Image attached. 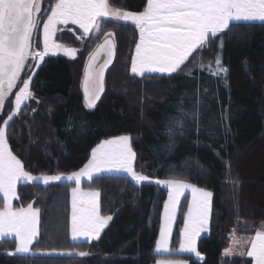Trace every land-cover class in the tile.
I'll use <instances>...</instances> for the list:
<instances>
[{
  "label": "trees",
  "instance_id": "1",
  "mask_svg": "<svg viewBox=\"0 0 264 264\" xmlns=\"http://www.w3.org/2000/svg\"><path fill=\"white\" fill-rule=\"evenodd\" d=\"M54 3L45 0L44 18ZM110 3L133 12L146 6V0ZM103 26L115 33L117 55L101 102L88 110L82 93L87 57L100 39H77L82 30L68 25L59 31L57 40L78 49V55L75 59L48 57L36 71L30 86L36 100L23 105L8 128L11 150L33 174H66L81 169L98 143L130 135L136 171L156 180L189 181L213 193L210 233L198 245L202 258L155 253L166 189L153 183L135 185L127 176L102 175L83 182L84 188L101 192V214L113 217L99 240L71 239L72 183H21L15 203L19 207L31 202L40 209L35 252L83 251L89 256L8 255L17 243L5 239L0 241V264H153L160 257L184 259L189 264H254L250 257L223 253L233 234L249 238L264 226V22H234L220 34L226 80L197 70L192 58L179 74L133 75L131 59L139 42L138 29L111 22ZM194 56L207 66L217 56L216 43ZM190 69L191 78L184 75ZM196 99L201 101L199 133L195 123L186 120V129L192 130L170 139L166 134L169 118L177 116L180 107L192 109ZM184 213L185 202L174 248Z\"/></svg>",
  "mask_w": 264,
  "mask_h": 264
},
{
  "label": "snow or ice",
  "instance_id": "2",
  "mask_svg": "<svg viewBox=\"0 0 264 264\" xmlns=\"http://www.w3.org/2000/svg\"><path fill=\"white\" fill-rule=\"evenodd\" d=\"M40 3L41 0H0V110L13 89L20 85L14 97V109L0 126V241L13 238L17 243L15 252L8 255L30 253V246L39 232L40 209L34 208L31 202L26 207L13 206V201L19 199V183L40 182L49 185L62 180L74 182L75 186L71 187V238L74 241L83 238L85 242H90L100 239L113 217L101 214V192L91 188L84 191L80 187L82 179L91 182L105 173H124L135 185L152 182L149 176L135 170L136 153L131 146V138L126 135L98 143L91 150L88 162L79 171L68 175H33L25 170L24 163L11 150L8 136L10 122L21 112L22 105L36 100L30 85L40 64L46 56L55 55L61 50L65 56L76 58L78 49L55 42L58 26H78L82 30L77 37L80 40L89 37V34H96L97 38L104 35L103 43L96 45L95 51L88 55L83 74V104L91 110L104 92L105 71L112 64L115 53V33H103L102 21L131 24L138 29L139 42L135 44V55L131 59L133 75L179 74L192 58L197 70L207 71L209 75L225 80L228 69L222 63L223 39L220 34L229 30L232 22L264 21V0H146V6L138 13L112 7L110 0H55L42 25L43 50L37 51L32 41L34 33L40 28ZM212 43H216L217 56L205 66L194 54L210 50ZM102 53L104 58L100 59ZM29 61H32L31 65ZM26 65H29L27 71ZM22 73L26 78L21 79ZM184 75L193 77V70L184 72ZM193 104L194 107L189 110L178 108V115L169 118L171 126L166 128V134L170 139L175 134L183 135L184 131L192 130L186 129V120L193 121L194 130L199 133L201 101L196 99ZM155 183L169 189L168 200L163 206L164 226L160 228L159 240L155 245L156 254L170 252L172 224L180 199L185 190L191 189L192 201L180 233L179 252L201 257L197 241L202 233L209 231L213 193L176 178L157 179ZM232 241L248 249L239 255L250 257L254 264H264V226L243 243L234 236ZM233 251L232 247L226 248L224 255L229 256ZM66 254L89 256L88 252L83 251ZM159 264L185 262L161 260Z\"/></svg>",
  "mask_w": 264,
  "mask_h": 264
},
{
  "label": "rangeland",
  "instance_id": "3",
  "mask_svg": "<svg viewBox=\"0 0 264 264\" xmlns=\"http://www.w3.org/2000/svg\"><path fill=\"white\" fill-rule=\"evenodd\" d=\"M44 3H45V0H41V3H40V8H41V11H40V13L38 14V19H39V21H40V28H39V30L36 32V33H34V36H33V41H32V43H33V47L37 50V51H42L43 50V33H42V25H43V23L46 21V18H44V15H45V13H46V9L44 10L43 9V7H44ZM112 6V5H111ZM113 7V6H112ZM115 8H118V7H115ZM120 9H122V8H120ZM122 10H126V9H122ZM126 11H129V10H126ZM131 12H133V11H131ZM136 13H138V12H136ZM239 22H244V23H248V22H264V21H236L235 23H239ZM105 22H103L102 21V31H103V33H108V31H105V29H104V26H103V24H104ZM232 23H234V22H232ZM69 25H71V24H69ZM68 26V25H67ZM66 26H58V31L56 32V34H55V37H54V39H55V42L56 43H59V44H62V45H64V46H66V47H71V46H68V45H65V44H63V43H61V42H59L58 40H57V34L59 33V31L61 30V29H63V28H65ZM78 27V26H77ZM90 36H92L93 37V40L94 41H96V40H98V39H100V41H102L103 39H104V35H99V38H97V35L96 34H89V37ZM98 45V44H97ZM71 48H74V47H71ZM77 55H78V52H77ZM77 55H76V57H77ZM134 55H135V53H134ZM57 56H63V57H67V56H65L64 54H63V51L61 50V51H59L57 54H55V55H49V56H46L45 57V59L46 58H48V57H57ZM67 58H69V59H72V58H70V57H67ZM45 59H44V61H45ZM44 61L40 64V66L44 63ZM32 64V61H29V65H31ZM29 65H26V68H25V70L27 71L28 70V67H29ZM39 66V67H40ZM37 71V70H36ZM146 74H159V73H146ZM160 75H166V74H160ZM24 78H26L25 76H24V73H22L21 74V79H24ZM19 84L17 85V88L16 89H13V93H12V95H10L8 98H7V100L5 101V104H4V107H3V109L2 110H0V126H2V120L3 119H6L7 118V115L14 109V97H15V94H16V92L18 91V88H19ZM31 86V85H30ZM9 101H11V102H9ZM22 107H23V105H22ZM122 136H125V135H122ZM126 136H129L130 138H131V136L130 135H126ZM113 138H115V137H113ZM109 139H111V138H109ZM131 146H132V140H131ZM133 151H134V149H133ZM135 152V151H134ZM91 158V157H90ZM137 159V158H136ZM136 159H135V161H134V167H135V170H136ZM80 170V169H79ZM79 170H77V171H79ZM27 171V170H26ZM138 172V171H137ZM31 173V172H30ZM139 173H141V172H139ZM33 174V173H32ZM68 174H70V173H66L65 175H68ZM143 174H145V173H143ZM33 175H49V174H33ZM103 175H122V176H127V175H125L124 173H105V174H103ZM145 175H147V174H145ZM147 176H149V175H147ZM128 177V176H127ZM150 177V176H149ZM150 179H151V183H148V182H145V183H143V184H156L155 183V180L156 179H153L152 177H150ZM167 179H169V178H164V179H158V180H167ZM66 182H69V183H72L74 186H75V184H74V182H72V181H68V180H65ZM89 182L86 178H84V179H82V181H81V185H80V187L84 190V191H87V190H89V189H86V188H84V186H83V182ZM185 181V180H184ZM187 183H190V184H192V185H195V184H193V183H191V182H189V181H186ZM21 183H23V182H21ZM21 183H19L18 184V186H17V193H18V187H19V185L21 184ZM36 183H40V182H36ZM53 183H56V182H53ZM53 183H50V184H53ZM30 184V183H29ZM49 184V185H50ZM44 185V184H43ZM142 185V184H141ZM156 185H158V186H160L161 188H164V189H166L167 190V198H166V200H165V202H164V204L167 202V200H168V192H169V189H168V187L167 186H165V185H159V184H156ZM45 186H48V185H45ZM196 187H198V188H203V187H199V186H197V185H195ZM203 189H205V190H207V191H210V190H208V189H206V188H203ZM0 195H2V194H0ZM19 196V195H18ZM19 200V199H18ZM18 200H14L13 201V206L14 207H16L15 206V203L18 201ZM191 201H192V195H191V189H187V190H185V193H184V195L181 197V199H180V204H179V207H178V210H177V213H176V218H175V220H174V222H173V224H172V235H171V241H170V245H169V248H170V252L169 253H166V254H160V255H191V256H194L196 259H200V257H196L195 256V254H192V253H182V252H179V241H180V238H181V236L179 235V239H178V242H177V246H176V248H174V246H173V238H174V234H175V230H176V225H177V222H178V218H179V215H180V211H181V209H182V206H183V203L185 202V213H184V219H185V216H186V213H187V208H188V206L191 204ZM71 202V201H70ZM164 204H163V206H164ZM26 207V206H25ZM34 207V206H33ZM35 208V207H34ZM211 216H212V198H211V203H210V221H209V231L208 232H204V233H202L201 234V236L198 238V241H197V248H198V245H199V240L202 238V237H204V236H208L209 235V233H210V226H211ZM112 221V220H111ZM111 221L109 222V224L111 223ZM70 224H71V214H70ZM164 226V209H162V212H161V224H160V228L161 227H163ZM39 227H40V214H39V224H38V229H39ZM107 228V227H106ZM105 228V229H106ZM105 229H104V231H105ZM182 229H183V225H182V228H181V230H180V233H181V231H182ZM104 231L101 233V236H102V234L104 233ZM160 231V230H159ZM70 236H71V228H70ZM100 236V237H101ZM235 237V239L236 240H238V241H240L241 243H243V242H245V241H247V240H249L251 237H249V238H246V237H240V236H238L237 234H233L232 235V237ZM232 237H231V239H232ZM39 238V232H38V236L35 238V240L33 241V243H32V245L30 246V249H31V251H30V253H26V254H21V255H59V256H77V255H71V254H66V253H76V251H66V250H49V251H34L33 249H32V247H33V245H34V243L36 242V240ZM8 239H13V238H8ZM72 239V238H71ZM158 240H159V236H158ZM157 240V241H158ZM72 241H74V240H72ZM79 241H81V242H84L85 240L83 239V238H81V239H78V240H75L74 242H79ZM92 241H94V240H92ZM91 242V241H90ZM17 247V246H16ZM229 247H232L233 249H234V251H233V254H231V255H229V256H227V257H233V256H241V255H239V253L241 252V251H246V250H248V249H246V248H241L239 245H236V244H234L233 243V241L231 240V244H230V246ZM16 249V248H15ZM15 249L14 250H11V251H8L7 253H9V252H15ZM198 251H199V249H198ZM156 253V252H155ZM224 254V253H223ZM161 260H181V261H184L185 262V264H189V262L187 261V260H184V259H178V258H165V257H160V258H158L157 259V261L156 262H154L153 264H159V262L161 261Z\"/></svg>",
  "mask_w": 264,
  "mask_h": 264
},
{
  "label": "water",
  "instance_id": "4",
  "mask_svg": "<svg viewBox=\"0 0 264 264\" xmlns=\"http://www.w3.org/2000/svg\"><path fill=\"white\" fill-rule=\"evenodd\" d=\"M115 40V39H114ZM104 41V39L102 41H100L98 44H102ZM96 47L94 48L93 51H95ZM92 51V52H93ZM116 55H117V48H116V42H115V53H114V57H113V62L112 64L109 66V68L105 71V88H104V92L101 94V97L100 99L97 101L96 103V106L101 102V100L103 99L104 95H105V92H106V77H107V74L109 73V71L111 70V68L113 67L114 63H115V60H116ZM104 58V55L103 53L101 54V57L100 59H103ZM87 64V62H86ZM86 66V65H85ZM85 69V68H84ZM84 78V77H83ZM82 93H83V80H82ZM202 258V257H201Z\"/></svg>",
  "mask_w": 264,
  "mask_h": 264
}]
</instances>
